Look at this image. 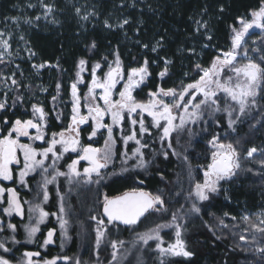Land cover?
Wrapping results in <instances>:
<instances>
[{"label": "trees", "instance_id": "1", "mask_svg": "<svg viewBox=\"0 0 264 264\" xmlns=\"http://www.w3.org/2000/svg\"><path fill=\"white\" fill-rule=\"evenodd\" d=\"M40 2L54 10L56 26L44 29L43 22H36V17L30 15V3ZM69 2L0 0V22L7 24L12 19H19L21 24L30 25L28 41L35 53L33 63L58 64L60 67L59 71L51 68L37 73L28 66L25 71L30 82L20 79L26 111H30L31 105L40 104L48 113V136L61 131L63 126L55 119L51 106L53 97L57 96L56 86L58 83L61 85L63 99L68 101L70 83L74 80L80 59L88 60L91 65L105 56L113 59V53L118 51L126 69L139 67L147 59L151 78L144 87V93L135 94L143 101L150 90H156L158 84L179 88L181 81L191 82L195 77V64L207 67L219 49H227L230 46V25L236 24L239 16L247 18L250 10L259 6L260 0H88L98 19L85 28L77 17L75 5ZM221 8L224 10L220 11ZM125 19L129 23L123 28L118 27ZM105 21L113 27H105ZM198 21L201 24L206 22L207 28L201 27L197 31ZM257 32L253 31L251 35ZM206 35H211L212 40H207ZM93 42L96 48L90 49ZM205 44L209 47H204ZM154 47L155 52L152 51ZM192 49H195L194 53ZM260 57L264 58V52L260 53ZM165 59L172 63L168 66L169 76L161 81L157 74L163 70ZM38 98L44 101L35 103ZM21 110L17 109L12 114L3 113L0 117L1 129L6 132L8 128L3 123L4 119L12 122L21 118ZM197 128L202 131V127ZM218 132L217 127L212 133L205 135L203 132V139L193 143L189 170L180 172V168L174 169L176 162L172 158L168 161L159 159L154 167L150 163L143 171L123 178L115 177L103 188L97 187L94 208L89 210V207L76 205L75 216L83 225L91 217L101 215L99 202L105 194L113 197L136 188L153 195L159 194L165 201L166 212H151L135 228L110 224L108 237L111 241H123L124 244L118 259L115 262L106 260L104 264H161V260L164 264H264V253L259 251L264 248V232L258 230L264 227L261 224L264 220V98L254 119L241 125L234 134H219L221 142L232 143L239 153L240 168L236 170V175L221 181L220 191L211 200L197 205L201 209L198 214L191 211L189 203L183 202V195H177L184 182L192 185L191 180L193 183L203 181L204 168L210 163L208 141ZM252 147L258 151L249 158L247 151ZM90 193L81 192L75 199L87 204L93 199ZM71 199L74 200L73 196ZM173 213L182 225V237L188 250L194 253L191 258L163 257L154 250L153 244L145 246L140 243L133 247L137 232L157 224L170 223ZM19 230L22 233V228ZM230 234L236 235V238ZM169 235H174V229L161 230L163 238ZM241 236L246 238V243H239L237 239ZM74 243L73 249H77V241ZM24 250L33 249L25 247ZM48 254L46 257H53L51 252Z\"/></svg>", "mask_w": 264, "mask_h": 264}, {"label": "snow or ice", "instance_id": "2", "mask_svg": "<svg viewBox=\"0 0 264 264\" xmlns=\"http://www.w3.org/2000/svg\"><path fill=\"white\" fill-rule=\"evenodd\" d=\"M32 7V5H29ZM46 13H51L52 8L48 5H43ZM224 9L221 8L220 11ZM80 9H77L79 14ZM40 17L36 16V20ZM82 19L87 20L85 15ZM127 19L123 20L118 27L123 28L128 24ZM199 27L207 28V23L197 22ZM105 27L112 28L113 26L105 21ZM258 29L264 35V0H260L259 6L250 10L248 17H237L236 24L230 25V47L227 49H219L213 57L209 66L205 67L200 63L195 64V77L191 82L184 83L181 81L179 88L165 87L163 83L158 84L155 91H149L147 99L144 101L138 100L134 95L145 81L152 75L149 70V62L144 60L139 67L124 68L118 51L113 53L114 59L109 62L108 57H103V63L96 62L89 70V61L80 59L77 65L76 79L70 85L71 96V115L70 122L66 128L59 132L51 134V138L45 140L48 135V113L40 104L31 105L32 117L28 119L16 118L12 122L4 119L3 123L8 125L7 131L0 129V181H13L17 177L14 173L16 166L18 171V182L21 185H27L26 177L40 170L42 173L41 188L43 191V201L49 200L47 186L57 182L58 177H65L69 183H79L83 180L87 184H100L106 179L103 170L106 169L113 159L114 145L116 139L113 135L114 127L119 129L121 140L125 147L129 141H135L139 146L134 150L133 157L138 158L137 167H146L147 162L143 158V148L149 147L147 143H142L141 139L137 138L139 132L142 137L144 134L151 136V129L145 127L144 114L151 117L152 128L157 129V136L161 144L168 141L167 147L172 148L171 136L172 133L184 129L187 125H195L197 122L206 123L207 118H211L216 113H226L228 118V126L231 127L236 119L233 117L234 112L243 115L249 107H255L256 97L260 92L264 91V58L257 63L248 57L247 40L250 31ZM7 36V38H5ZM207 40L211 41L212 36L206 35ZM10 35L0 32V63H4L5 55H11ZM23 39V37H21ZM147 48L148 45H143ZM204 47H209L205 44ZM96 43L90 45V49H95ZM153 52L156 51L154 47ZM193 53L195 49L191 50ZM35 53L31 52L30 57ZM243 57V59H241ZM170 60H164L163 70L157 75L161 81L169 73ZM58 67L46 63L33 64L32 67L38 71L45 67ZM19 69V65L16 66ZM106 71H101L103 68ZM89 73V81L85 80L84 73ZM99 73V75H98ZM23 74V73H21ZM7 83L10 80L9 88L19 86V82L15 78V73L10 77H2ZM80 85H85L88 88L87 94L83 97L80 95ZM57 93L59 94L60 84H57ZM57 97H53L56 100ZM199 98V99H198ZM23 98L17 96L13 101L22 103ZM84 101L83 108H86V113L82 111L81 101ZM224 105L223 107L221 105ZM11 105L8 104L7 92H4V98L0 99V112H5ZM105 118L111 120V124L105 123ZM128 119L131 127L129 133L124 135L123 124L125 119ZM59 115L57 120H59ZM93 122L92 131L88 139L91 140L97 135L101 129H106L107 138L104 141L103 148H96L91 145L84 146L80 142V127L89 122ZM217 126H220L219 120H216ZM137 125L139 128L137 129ZM35 130V135L32 134ZM21 137H27L31 141H40L47 145L44 148H36L32 143L21 142ZM211 148L210 163L206 165L203 171V181L194 183V192L189 195H194L196 200L208 201L212 194L220 191V182L230 180L236 175V170L240 168L239 153L232 143L221 142L219 133L213 134L208 141ZM59 145V150L57 146ZM258 149L252 147L247 151V156L252 157L257 153ZM68 152H79L76 159L67 165L68 171H61L57 162L63 158V155ZM173 154L175 150L173 149ZM165 159L168 157V152L162 153ZM51 157V159H50ZM185 159H187L185 157ZM81 161H86L88 166L81 169L78 167ZM51 169V171H50ZM191 174V173H190ZM143 183V181H141ZM71 191V189H69ZM58 212L46 211L39 202L29 203V220L24 225V231L27 234L29 243L35 242V237L40 232V225L45 223L49 216H53L59 222V228L62 235L67 236V225L69 223L66 218V209L64 205V197L59 196ZM24 203L22 202L19 193L15 187H5L0 185V204L6 206L2 209L3 213L8 217L16 215L21 219L25 216ZM166 212L165 201L161 195H153L150 192L141 189L133 188L130 191L123 192L118 196L109 197L104 195L102 203L103 217L107 218L108 223L125 225L129 228H135L141 222V219L147 213ZM191 211L200 213L201 209L195 202L191 205ZM96 222V245L99 247L101 240L107 232L105 220L96 216L91 217ZM245 219H248L245 217ZM178 217L175 213L172 214L170 223L157 224L155 227L149 228L143 232L136 233V240L132 242L133 247L138 243L148 245L150 241H156V250L161 256H175L191 258L194 253L188 250L187 243L182 237V225L177 222ZM264 224V220L261 221ZM7 229L11 233L17 232V225L7 223ZM172 228L175 230V239L173 242L165 246L164 238L161 236V230ZM260 232H264V227H259ZM5 231V222L0 220V232ZM55 229H49L47 236L43 241V246L54 243L53 237ZM245 240L244 236L240 237ZM12 244H19L15 235L11 236ZM123 241H112V261L115 262L120 248L123 246ZM0 250L3 253L12 251L4 241H0ZM264 253V248L259 249ZM41 253L39 251H26L23 253L24 264H57L60 257L51 260L40 261L38 258ZM65 261L69 257H63ZM0 264H12V261L4 255H0ZM75 264H80L77 260ZM161 264L164 261L161 260Z\"/></svg>", "mask_w": 264, "mask_h": 264}, {"label": "rangeland", "instance_id": "3", "mask_svg": "<svg viewBox=\"0 0 264 264\" xmlns=\"http://www.w3.org/2000/svg\"><path fill=\"white\" fill-rule=\"evenodd\" d=\"M69 3L70 4L72 3L75 5L76 13H77V9H80L79 14L77 13V17L79 18V21L82 23L81 25L82 28H85L88 23H93L95 20L98 19L97 14H95L96 11L89 5L88 0H70ZM30 5H32V7L29 6V10H30L29 12L32 11L30 15L34 17L36 16L40 17V19L36 20V22H43L42 28L47 29L50 27H54L56 19H55V16L53 15L54 14L53 9L51 13H46L45 8L43 7L44 2H40L39 4L30 3ZM85 15L88 16L87 20L82 19V17ZM30 29L31 27L29 24H25V23L21 24L19 19H12L7 24L0 22V32H4L10 35L11 37V39L9 40V43L11 44V49H10L11 55L6 54L4 63H0V99H3L4 92H7L8 104L11 105V107H9L5 112L12 114L16 112L17 109H20V110L22 109L20 113L21 119H28L32 117L31 107H30L29 112L26 111V106L24 104V98H23L24 94L21 91V82H20L21 80L20 79L24 78L25 83L30 82V78L28 74H26V71H25L26 68L30 66L37 73H40L42 71H45L51 68H55L58 71L60 70L59 66L58 67H47L46 66L45 68L39 71L36 68L32 67V65L34 64L33 63L34 56H31V58H29L32 50L30 49V43L28 41V37L30 35L29 33ZM255 31H258V32L256 34L251 35V32H252L251 31L249 34V37H246V40H247L246 47L248 50V57L251 58L255 62L256 61L261 62L260 53L264 52L263 51L264 35H262L258 29H255ZM21 37H23V39H21ZM5 38H7V36ZM113 59L108 58L109 62L112 61ZM241 59H243V57H241ZM100 62L103 63V60H101ZM95 63L96 62L91 63V65H89V70L91 66ZM17 65H19V69H17L16 67ZM77 65H76L74 80L76 79ZM106 70L107 68L105 67L101 71H106ZM13 73H15V78L19 82L18 90H17V86H12L10 89L9 88V85L11 83L10 80L7 83H5V81L2 79V77H10ZM168 76H169V73L166 77ZM84 77L86 81H89L90 78H89L88 72L84 73ZM59 91L60 92L58 94L57 88H56L57 98L56 100L51 101V106H52V109L54 110V116L56 120H57V116L59 115L60 119L57 121L60 125H63L62 126V130H63L64 128L67 127V125L70 122L71 96H69L68 101L67 100L64 101L63 99L64 96L61 93V87ZM87 91H88V88L85 85H80V95L82 97L87 94ZM137 92H140V91H135L134 95ZM17 96H21L23 98L22 103L20 101H16V103L13 105V101L16 100ZM263 98H264V91L260 92V94L256 97L255 107H249L248 109H246L243 115H240L238 112H234L233 117L236 119V122L231 127L228 126V118H227L226 113L221 112V113L214 114V116H212L211 118H207L206 116V120H207L206 123L197 122L195 125H187L184 129H179L173 132L171 136L172 148L167 147L168 141H164L163 145L161 144V141L159 137L157 136L158 130L155 128H152L151 126V117L147 116V114H144L145 127L150 128L152 134L151 136L144 134L141 137L138 132L137 138L141 139L142 143H147L149 145V147L142 149L143 158L147 162L146 167L149 166L150 163H152L153 164L152 167H154L155 164L159 161V159L163 161H168L169 158H172L176 162L174 169L180 168V172L181 171L185 172L186 170H189L191 168L190 153H191L193 143L197 139L198 140L203 139L202 138L203 132L205 135L208 133H212L213 128L217 127L219 129L218 133L222 136H227V134H234L241 125L255 118L256 114L260 111V101ZM43 101H44L43 99L38 98L37 100H35V103H42ZM81 104H82V111L86 113L87 111L86 108H83V104H84L83 100L81 101ZM221 106L223 107L224 105L222 104ZM5 112H0V117ZM216 120H219V123H220L219 127L215 123ZM47 121H48V117H47ZM105 122L108 124H111V120L108 118H105ZM196 126L202 127V131ZM130 127L131 125L128 119L126 118L123 124L124 135H127L129 133ZM136 127L138 129L139 125H137ZM1 128L2 127L0 124V129ZM197 133H199L201 136ZM32 134L35 135V130H32ZM113 135L116 139V143L114 145L113 159L109 163L108 167L103 171V173L106 176V179L102 180L100 184H95V183L87 184V183H84L83 180H81L79 183L70 184L68 179H66L65 177H58L56 183L49 184L47 186V191L49 193V200L47 202H44L42 198L43 191L41 188V184H42L41 171L37 170L35 173L27 176L26 177L27 185L25 186V185L19 184L18 182L19 169L18 168L14 169V173L17 177L15 179L16 187H18L22 195L20 196V199L22 202H26L24 203L25 216L23 219H21L20 217L16 215L8 217L2 211V209L6 205L0 204V220H3L5 222V231L0 232V241H4L7 244V246L12 249V251L9 253H3L2 250H0V255H4L6 258L10 259L12 261V264H24L25 258L23 257V253L26 251H39L41 253L40 257L34 258V259H38L40 261H43L45 259L51 260L53 258L60 257L61 259L57 261V264H75L77 260L80 261V264H104L106 260L112 261V251H113V249L111 248L112 241L108 237V229L110 227V223H108L104 219L102 210H101V215L98 218H103L105 220V226L107 227V232L105 233L104 238L101 240L99 247H97L96 245V227H97L96 222L93 219H88L82 225V222L79 220V218L75 216V208H76V205H81L82 207L86 209L89 207V210L94 208L95 193L98 192V191L95 192V190L98 189L97 187L101 186V188H103L106 184H108L115 177L123 178L130 173L139 172V171H143L146 169V167L136 166L138 164V158H126L124 156V153L127 152L128 157H133L134 150L137 147H139L135 143V141H129L127 146L125 147V145L123 144V141L121 140V134H120L119 129L114 127ZM47 137H48L47 138L48 140L51 138V135ZM106 138H107L106 131H104V129H101L97 132V135L95 137H93L91 140L88 139V141L92 146L96 148H103L104 141ZM21 142L32 143L33 146L38 149L47 147L46 144L40 141L33 142L27 137H21ZM173 149L175 150V154H173ZM57 150H59V145L57 146ZM165 151L168 152L167 159H165L164 156L162 155V153ZM78 155H79V152L65 153L63 155V158L57 162L59 169L61 171L67 172L68 171L67 165L71 163L73 159H76ZM185 157L187 159H185ZM239 164H240V161H239ZM78 167L82 171L85 165L84 164L80 166L78 165ZM178 172H179V169L177 170L176 174ZM13 181H0V185L9 187ZM190 182L192 185L186 184L184 182L181 185L180 192L177 193L178 196L183 195L182 196L184 199L183 202H187V204L189 203V205H192L193 202H195L197 205H201V204H205L206 202L211 200L216 195V194H212L208 201L196 200L194 195L192 196L189 195L190 192H194V183H195V182L193 183L192 180ZM69 189H71V191H69ZM81 192H84V193L91 192L90 194L93 199L87 203L88 206L84 202L80 203L76 201L75 197ZM59 196L64 197L66 218L69 221L67 225V230H68L67 236L62 235V231L59 228V222L56 220V218L53 216H49L47 220L45 221V223L40 225V232L37 233L35 237V242L29 243L27 241V234L24 231V225L28 223L29 216H30V213L28 211L29 203L27 202H33V203L39 202L46 211L58 212L59 203H60ZM71 196H73L74 200L71 199ZM102 203H103V199L100 200L99 202V205L101 206V208H102ZM7 223H14L17 225V232L15 234L11 233V230L7 229L6 227ZM49 223H52V225H49ZM19 228H22V233L20 232ZM49 229L56 230L55 235L53 237V240L55 242L44 247L43 241L46 238L47 232ZM12 235H15L16 239L20 241L19 244H12L10 242ZM231 236L236 238V235L234 234H232ZM174 239H175V230H174V235H169L166 238H164L165 246H167L168 243L173 242ZM134 240H136V238ZM237 240L239 241V243H246L244 240H241V239H237ZM74 241H77V244H78L76 250L73 249ZM138 244L135 247H137ZM152 244L154 245V248H155L153 249L155 251H158L156 250V241H150L148 245H152ZM25 247L32 248L33 250H24ZM52 248L57 249V254L53 255L52 258L43 256L45 253H49V250ZM65 256L69 257L67 261L63 259V257ZM117 259H118V254H117Z\"/></svg>", "mask_w": 264, "mask_h": 264}, {"label": "flooded vegetation", "instance_id": "4", "mask_svg": "<svg viewBox=\"0 0 264 264\" xmlns=\"http://www.w3.org/2000/svg\"><path fill=\"white\" fill-rule=\"evenodd\" d=\"M252 31V30H251ZM250 31V32H251ZM253 32V31H252ZM125 68V70L127 71V69H126V67H124ZM149 70H150V68H149ZM150 78L151 77H149L148 79H147V81L142 85V86H140L138 89H136V91H140V92H143L144 93V87L148 84V82H149V80H150ZM49 118V117H48ZM106 123V122H105ZM92 127H93V123L90 121L89 122V124H85V125H82L81 127H80V142H81V144L82 145H84V146H87V145H91L90 143H89V141H88V138H87V136L89 137V134H90V132L92 131ZM103 131V130H102ZM104 131H106V129H104ZM106 133H107V131H106ZM48 136V135H47ZM45 137V139L47 140V138L48 137ZM92 146V145H91ZM44 147V146H43ZM94 147V146H93ZM85 165V167H87L88 166V164H87V162L86 161H81L80 162V165ZM79 165V166H80ZM14 167V169L15 168H17L16 166H13ZM105 170V169H104ZM103 170V171H104ZM9 187H15L16 189H17V192L19 193V197L20 196H22L21 195V193H20V191H19V189H18V187H16V183H15V180L10 184V186ZM75 243H73V245H74ZM72 250V249H71ZM76 250V249H75ZM73 251V250H72ZM49 252H51V254H53V255H55V254H57V249L55 248V249H50L49 250ZM48 255H50V254H48V253H45L43 256H48Z\"/></svg>", "mask_w": 264, "mask_h": 264}, {"label": "water", "instance_id": "5", "mask_svg": "<svg viewBox=\"0 0 264 264\" xmlns=\"http://www.w3.org/2000/svg\"><path fill=\"white\" fill-rule=\"evenodd\" d=\"M254 30H255V29H254ZM254 30H252V31H254ZM151 212H152V211H150L149 213H147V214H146V216H147L148 214H150ZM146 216H145V217H146ZM145 217H143V218L141 219V221H142V220H143ZM104 219L107 221V218H106V217H104ZM107 222H108V221H107ZM137 225H138V224H137ZM137 225H136V226H137ZM119 226H120V227L127 228V226H125V225H122V224H121V225H119Z\"/></svg>", "mask_w": 264, "mask_h": 264}]
</instances>
